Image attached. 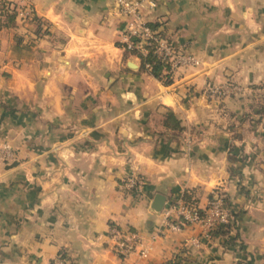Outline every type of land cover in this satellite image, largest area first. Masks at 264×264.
Wrapping results in <instances>:
<instances>
[{"label":"crops","instance_id":"0c3cea01","mask_svg":"<svg viewBox=\"0 0 264 264\" xmlns=\"http://www.w3.org/2000/svg\"><path fill=\"white\" fill-rule=\"evenodd\" d=\"M31 1L28 34L0 2V141L18 160L1 165L0 264H50L60 250L71 264H264V0L143 7L200 59L168 84L124 50L113 0ZM185 190L201 209L224 197L230 225L168 228ZM112 225L139 230L148 254L118 256Z\"/></svg>","mask_w":264,"mask_h":264},{"label":"built area","instance_id":"2783aa9c","mask_svg":"<svg viewBox=\"0 0 264 264\" xmlns=\"http://www.w3.org/2000/svg\"><path fill=\"white\" fill-rule=\"evenodd\" d=\"M1 7L5 13L11 14L18 28H22L25 34L30 32L27 24L35 19L36 13L31 0H0ZM118 11L123 15L125 21L124 43L128 49H136L145 54L148 45L154 44V53L161 59L167 61L170 69L178 66L188 67L200 63V59L191 53L176 50L174 45L165 35L159 33V27H152L145 20L143 7L155 6L154 0H113ZM132 37H136L133 40ZM148 65V64H146ZM215 92H223L221 87H213ZM0 157L5 161L14 158V151L8 144L0 141ZM138 176H131L126 181L127 187L137 186ZM204 212L201 213L197 207L185 203L181 198L175 203H170L165 208L166 225L170 229L179 230L188 224L199 223L203 227V234L209 236L212 230L219 224L230 222L231 214L226 207L222 196L216 194L212 197ZM171 211L177 214L176 219H170ZM109 236L112 241L113 251L120 257L136 254L144 257L148 254L151 244L147 238L136 229H121L116 225L109 228ZM58 264L61 263L59 260Z\"/></svg>","mask_w":264,"mask_h":264},{"label":"trees","instance_id":"16d2710c","mask_svg":"<svg viewBox=\"0 0 264 264\" xmlns=\"http://www.w3.org/2000/svg\"><path fill=\"white\" fill-rule=\"evenodd\" d=\"M6 17L12 21H14V17L13 15L11 14H8V13H5ZM36 18V16H35ZM149 25H151L152 27H157L158 23L156 22H149ZM160 34L164 35L163 32L160 30L159 31ZM133 40H136V37H132ZM123 46V45H122ZM124 50L126 52H134L136 53L140 59H141V66L143 68H146L150 71V73L161 79L164 83L168 84L172 81V77H171V73H172V70L173 69H170V65L167 61L161 59L156 53H154V44L151 43L150 45H148V49H147V52L145 54L141 53L140 51L136 50V49H128V48H125L124 47ZM148 64V65H146ZM162 123L163 125H165L166 127H170L174 130H180L181 129V126H180V123H179V120L178 118L175 116V114L173 112H165L163 114V119H162ZM191 193L190 191L188 190H185V192L183 193V195L181 196V199L189 204V205H192V206H195L198 208V210L203 213L204 210L199 208L194 199L191 198ZM177 197H173L171 199V203H175L177 201ZM224 203H225V198L222 197ZM230 225V222L226 223V224H219L217 225L213 230H217L221 227H228ZM212 230V231H213Z\"/></svg>","mask_w":264,"mask_h":264},{"label":"rangeland","instance_id":"374dc122","mask_svg":"<svg viewBox=\"0 0 264 264\" xmlns=\"http://www.w3.org/2000/svg\"><path fill=\"white\" fill-rule=\"evenodd\" d=\"M158 24H162V22H158ZM162 32H163V30H161ZM166 32H163V34L168 38V36L165 34ZM170 38H168V40H169ZM230 81V82H229ZM228 82V83H227ZM226 83L227 84H234L233 82H234V80H228ZM262 106H260L259 104H257V106L255 107L256 108V111L258 112V111H264V104H262V103H260ZM165 112H167V110H165L163 113H162V115L165 113ZM3 161H5V160H3L1 157H0V171H5L4 169H3V167L1 166L2 165V162ZM6 162H8V163H10L11 162V160L10 161H6ZM13 167V166H12ZM6 168V167H5ZM11 167H9V168H6V169H10ZM126 181V180H125ZM123 182V181H122ZM124 187H126V186H122L121 188L122 189H125ZM65 251H62V250H60L58 253H57V255L55 256V258H53V259H51V261H50V264H58L57 262L60 260L61 261V263L60 264H71L70 262H68L67 261V256L65 255ZM67 261V262H66Z\"/></svg>","mask_w":264,"mask_h":264},{"label":"water","instance_id":"95a60500","mask_svg":"<svg viewBox=\"0 0 264 264\" xmlns=\"http://www.w3.org/2000/svg\"><path fill=\"white\" fill-rule=\"evenodd\" d=\"M17 163H18V160H13L10 163H8L5 167L9 168V167L15 166ZM165 199H166L165 195L161 193H155L151 201V207L155 211H160L164 206Z\"/></svg>","mask_w":264,"mask_h":264}]
</instances>
